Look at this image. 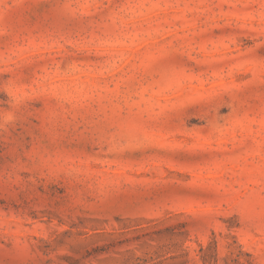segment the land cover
<instances>
[{
  "label": "rangeland",
  "instance_id": "1",
  "mask_svg": "<svg viewBox=\"0 0 264 264\" xmlns=\"http://www.w3.org/2000/svg\"><path fill=\"white\" fill-rule=\"evenodd\" d=\"M0 264H264V0H0Z\"/></svg>",
  "mask_w": 264,
  "mask_h": 264
}]
</instances>
